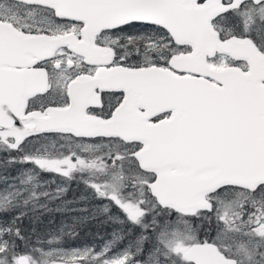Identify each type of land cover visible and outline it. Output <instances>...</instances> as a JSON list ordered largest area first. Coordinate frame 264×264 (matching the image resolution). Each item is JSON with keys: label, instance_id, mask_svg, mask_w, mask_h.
<instances>
[{"label": "snow or ice", "instance_id": "6c2138e0", "mask_svg": "<svg viewBox=\"0 0 264 264\" xmlns=\"http://www.w3.org/2000/svg\"><path fill=\"white\" fill-rule=\"evenodd\" d=\"M0 264H264V0H0Z\"/></svg>", "mask_w": 264, "mask_h": 264}, {"label": "trees", "instance_id": "16d2710c", "mask_svg": "<svg viewBox=\"0 0 264 264\" xmlns=\"http://www.w3.org/2000/svg\"><path fill=\"white\" fill-rule=\"evenodd\" d=\"M19 167L21 166H15L13 169L14 172ZM44 179L50 182L55 181L54 183H51L49 190H55L53 187L54 184L67 188L63 197L50 205L52 209H55L57 205H62L64 202H69V207L77 210L90 208L92 206L91 192L90 190L88 191L82 182L78 180L66 182L62 178L51 174H45ZM76 215L86 216L87 214L79 213V211L66 212L64 210L40 212L37 213L38 218L31 226L34 227L38 233L44 234L57 228L62 221H68ZM114 228L115 226L111 224H101L96 220H86L78 229L79 235L74 238H69L67 243L71 247L101 245L104 241L111 238Z\"/></svg>", "mask_w": 264, "mask_h": 264}, {"label": "rangeland", "instance_id": "374dc122", "mask_svg": "<svg viewBox=\"0 0 264 264\" xmlns=\"http://www.w3.org/2000/svg\"><path fill=\"white\" fill-rule=\"evenodd\" d=\"M57 185H58V184H54V185H53V187H54V188H56V187H57ZM53 191H54V190H53ZM79 213H81V212H79ZM67 222H69V223H70V222H71V219H70V220H68ZM60 224H61V223H60ZM60 224H59V225H60ZM111 235H112V234H111Z\"/></svg>", "mask_w": 264, "mask_h": 264}, {"label": "flooded vegetation", "instance_id": "af4514ba", "mask_svg": "<svg viewBox=\"0 0 264 264\" xmlns=\"http://www.w3.org/2000/svg\"><path fill=\"white\" fill-rule=\"evenodd\" d=\"M88 191H89V189H88Z\"/></svg>", "mask_w": 264, "mask_h": 264}, {"label": "bare ground", "instance_id": "6f19581e", "mask_svg": "<svg viewBox=\"0 0 264 264\" xmlns=\"http://www.w3.org/2000/svg\"><path fill=\"white\" fill-rule=\"evenodd\" d=\"M14 171V170H13Z\"/></svg>", "mask_w": 264, "mask_h": 264}]
</instances>
